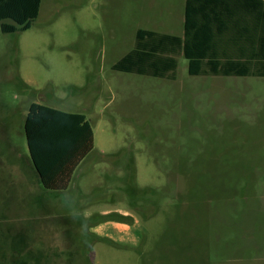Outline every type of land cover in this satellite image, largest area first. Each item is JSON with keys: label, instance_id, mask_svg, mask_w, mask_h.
<instances>
[{"label": "rangeland", "instance_id": "374dc122", "mask_svg": "<svg viewBox=\"0 0 264 264\" xmlns=\"http://www.w3.org/2000/svg\"><path fill=\"white\" fill-rule=\"evenodd\" d=\"M182 12L41 0L31 27L0 30V264L27 247L37 264H264V76L191 75L183 55L174 78L112 69L137 29L178 33ZM32 102L91 124L66 189L31 168Z\"/></svg>", "mask_w": 264, "mask_h": 264}, {"label": "trees", "instance_id": "16d2710c", "mask_svg": "<svg viewBox=\"0 0 264 264\" xmlns=\"http://www.w3.org/2000/svg\"><path fill=\"white\" fill-rule=\"evenodd\" d=\"M259 1L264 6V2ZM40 2L0 0L1 32L12 33L31 27L38 16ZM184 27L183 37L137 29L133 48L115 62L112 69L174 78L177 67L175 55L182 52L188 60V73L191 75L264 76V21L263 40L259 45L261 49L245 51L237 57H221L218 51L198 48L199 37L194 32L190 35L188 18ZM24 133L31 168L37 183L44 189H66L74 169L93 148L91 124L84 114L62 111L40 103L32 102L29 105L24 120ZM36 202L34 199L31 201L34 206H38ZM29 258L37 264L35 258Z\"/></svg>", "mask_w": 264, "mask_h": 264}, {"label": "crops", "instance_id": "0c3cea01", "mask_svg": "<svg viewBox=\"0 0 264 264\" xmlns=\"http://www.w3.org/2000/svg\"><path fill=\"white\" fill-rule=\"evenodd\" d=\"M183 12L179 16L180 30L178 33H168L183 37L185 33V21H189L190 35L197 33L199 46L204 50L218 51L221 57H237L245 51L261 49L260 41L263 40L264 6L259 0H182ZM188 1V2H187ZM264 2V0H261ZM187 6V12H186ZM259 19L261 23L259 22ZM260 24L262 28L260 29ZM158 32V31H156ZM263 46V45H261ZM264 47V46H263ZM224 53V54H221ZM183 55L178 52L175 57ZM184 57V56H183ZM185 58V57H184ZM203 76H221L213 74H201ZM125 215V213L123 214ZM134 225L137 226L135 216ZM107 225H110L108 223ZM124 225V226H123ZM116 232L132 229L135 233L137 228L120 222L113 223ZM119 229L118 227H121ZM97 229L104 236L111 229Z\"/></svg>", "mask_w": 264, "mask_h": 264}, {"label": "flooded vegetation", "instance_id": "af4514ba", "mask_svg": "<svg viewBox=\"0 0 264 264\" xmlns=\"http://www.w3.org/2000/svg\"><path fill=\"white\" fill-rule=\"evenodd\" d=\"M9 189V188H8ZM29 208V207H28ZM3 217V216H2ZM18 219V218H17ZM3 223V222H2ZM6 224V223H5ZM22 226H23V224H22ZM24 228L26 229V227L24 226ZM2 230L4 229V227L3 228H1ZM7 229V228H6ZM19 232V231H18ZM29 248L27 247L26 249H24V250H22L21 252H19V251H14V255H10V251H8V253L6 254V257H8L9 258V264H17V262H18V264H35L34 263V261H30V258H26L27 257V255H28V252H29V250H28ZM20 257V258H19ZM44 260H42L41 262H40V264H43L44 263V261L46 260V256L44 255ZM18 258H19V260H18Z\"/></svg>", "mask_w": 264, "mask_h": 264}]
</instances>
